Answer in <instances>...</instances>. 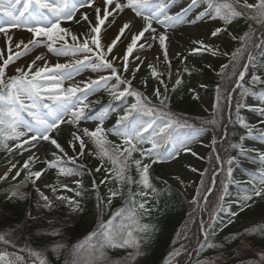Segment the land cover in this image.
<instances>
[{
    "label": "snow or ice",
    "instance_id": "snow-or-ice-1",
    "mask_svg": "<svg viewBox=\"0 0 264 264\" xmlns=\"http://www.w3.org/2000/svg\"><path fill=\"white\" fill-rule=\"evenodd\" d=\"M178 6L179 11H171ZM83 8H92L96 14L93 23L86 12L80 13V19L90 25L87 32L74 34L70 28L62 26L66 21L80 23L77 13ZM126 10L133 13L134 17L121 23L110 42L102 43V28L106 31L108 26L115 23L116 17ZM135 18L142 21L137 31H133L136 27ZM240 19L247 23V30L237 36L229 29ZM205 20L216 22L209 39L228 33L239 46L235 50L225 49L221 52L219 46L203 39L191 42L193 47L188 50L189 55L211 53L228 58L217 73L220 82L215 85L212 118L196 123L171 110L165 73L157 65H166V78L171 81L173 58H170L168 50L169 30L196 25ZM13 30H25L30 38L27 42L23 39L14 42L10 34ZM0 35L6 39V52L0 49V150L9 154L15 150H38L42 142L53 147L50 158L43 161L36 152H32L22 166L18 167L16 162L9 163L6 171L0 175V181L7 180L9 175L13 180L22 173L24 176L10 188L6 199L16 203L29 202L26 189L31 185L38 196L36 209L51 211L64 206L69 209L70 215L78 217L85 211L84 201L88 193L95 194L97 225L83 240L71 246V264H112L107 252L109 249H131L119 264H134L137 258L146 256L144 245L148 244L158 229L157 225L144 220L151 217L154 211H162L159 208L161 191L154 186L150 169L157 163L174 161L182 154L198 156L191 145H203L202 137L206 133H210V161L214 160L226 177L221 182L222 191L215 201H211L217 172L215 169L201 172L200 186L189 201L193 205L189 213L190 220L198 212H207L209 217L207 222L203 218L199 220L203 237L198 244L199 251L223 247L222 242L217 243L209 238L217 235L214 222L217 210L225 211L223 205L229 184L247 186L243 188L245 195L235 202L237 207L227 210L228 220L223 227L234 223V218L251 208L257 198H264V151L245 144L248 139L264 141V127H258L257 123L242 114V110H247V113L258 118L260 126H264V87H261L264 86V0H255L254 3L249 0H101L99 6L96 0H0ZM156 42L162 50L161 54L155 58L157 63L147 64L150 76L157 81L152 92L154 101L134 88L132 81L147 59L134 55L136 49H143L145 45L151 48ZM120 44L125 46L122 53L115 51ZM41 46L57 58L72 59L64 63L57 60L50 64L45 54L38 53L29 63L16 66L13 74H8L10 65ZM257 50H260L259 57ZM181 57L183 65L187 57L176 53L175 58ZM38 61L43 63L38 64ZM133 63L135 67L130 68ZM253 66L259 74H252L251 79L246 80ZM88 71L106 74L75 80L76 76ZM182 71L188 72L187 67L176 70L172 90L182 83ZM66 81L71 83L65 86ZM143 83L147 88L148 81L145 79ZM160 86H163V91ZM199 87L206 88L207 85L201 84ZM101 91L107 92L110 99L106 105H101L98 112L91 113L92 104L101 101H90L89 97ZM189 91L193 93L194 99L199 98L194 89ZM234 93H238V98ZM129 98H132L131 103ZM249 98L251 103L248 102ZM113 114L116 115L115 123L111 128H106L105 120ZM82 120L96 122L95 127L81 128ZM61 125H69L73 129L67 141V148L72 155L56 138ZM229 125H239L245 130L238 141L229 140V135L235 137ZM109 135L119 138L120 143L109 140ZM89 143L94 146V150L89 149ZM231 150H236V155H230ZM137 153L139 158L134 155ZM86 156L95 157L99 163L89 168L81 162V158ZM241 159L258 165L247 173V181L233 178L234 167L240 166ZM36 163H42L44 167L34 170ZM49 170H55L57 177L74 178L71 183L75 187L57 180L56 184L43 185L47 193L41 190L37 181ZM191 170L198 171L196 168ZM210 171L213 187H206L203 177ZM97 174H102L99 181L94 178ZM85 175L93 177L89 187L84 186ZM101 185L107 189L105 195L100 192ZM116 198L122 199L123 205L105 220L104 213L112 207ZM33 210L29 207L15 226L0 231V264H53L47 253L51 252L59 259L62 250L68 247L63 229L51 220L48 221L49 231L40 233L34 239L28 238L26 234L30 235V229L37 220L32 215ZM30 221L33 223L30 224ZM219 231H223V228ZM249 236L264 237V224L232 234L231 238L239 240ZM26 239L28 245L37 247H21L19 241ZM182 239H187L186 233H178L173 244ZM39 240L46 241V245L39 246ZM182 253L191 256L185 244L179 243V247L169 253L165 264H173L174 261L175 264H181L176 258ZM256 255L258 258L250 264H264V249ZM65 264L69 262L65 261ZM187 264H192L190 259ZM197 264L215 262L212 257H204L197 260ZM238 264H244V261Z\"/></svg>",
    "mask_w": 264,
    "mask_h": 264
},
{
    "label": "trees",
    "instance_id": "trees-1",
    "mask_svg": "<svg viewBox=\"0 0 264 264\" xmlns=\"http://www.w3.org/2000/svg\"><path fill=\"white\" fill-rule=\"evenodd\" d=\"M242 27L243 29L247 30V23L243 19ZM233 43L235 44V47L238 45L236 41H233ZM259 51L260 50H257V54ZM186 57L187 61L185 64H181L182 58L174 63L175 69L177 70L178 68L183 69L184 67H187L188 72L182 71L181 75L189 73L197 75L202 79L203 85H207V87L194 90L195 94L199 97L198 99H194L193 93L189 91L191 88L180 84L175 88V90H169V106L173 112L177 114H183L189 119L190 122L200 123L202 120H208L212 118L211 114L208 118L197 119L198 101L203 98H213L215 100V85L220 82V77L217 75V73L221 71V65L215 61L208 63L200 61L197 57ZM209 65H211V67H209ZM139 91L143 92V90ZM108 100H103L99 104H93L89 111H97V109L102 104L106 105ZM131 102L132 100L129 101V103ZM115 120L107 121L104 123V126L106 128H111L115 123ZM229 128L232 132H235V137L229 135V140L231 142L237 141L239 136L245 132V130L240 128L239 125H229ZM108 139L114 141L116 144L120 143V140L114 138L112 135H109ZM58 142L62 146H66V141L60 140ZM89 146L94 149V146L91 143H89ZM18 152L19 150H15L13 153L9 154L6 151L0 150V162L9 159H15L18 156ZM134 155L136 158H139L138 153ZM211 155L212 152L210 153L208 160L202 164V172H204L206 169H215V171L219 169L214 160L210 161ZM230 155H236V150H231ZM81 162L86 164V161L83 159H81ZM150 173L154 186L161 191V195L159 197V208L162 211H154L151 217L145 218L144 222L157 225L158 230L148 242V244L144 245L143 250L147 253V255L137 258L134 264H165V260L168 258L169 253L172 252L174 248H178L179 243L185 244L188 253H191V256H188L187 253H182L180 257L176 258V260H179L181 264H187V260L190 259L192 264H196L197 260L199 259L195 258L196 251H194V249L203 240L199 230V220L203 218V220L207 222L209 219L208 213L198 212L190 220L189 213L192 212L193 205L187 202L179 189L170 183L169 179L164 173L163 163L152 165ZM133 175H135V172H133ZM225 177L226 173L224 171L220 170L219 173L216 174L215 186L213 187V193L210 196L211 201H215L219 193L222 191L221 182L225 181ZM203 178L205 180V186L211 187V171L206 173ZM91 179H93V177H89L87 175L83 177V183L85 187L90 186ZM15 184L18 183L10 182L0 185V231H6L10 226H15L23 219L25 210L29 207H32L34 209L32 212L33 216L37 217V220L34 222L35 226L30 229V235L26 234L28 235V238L34 239L38 237L40 233L49 231L50 226L48 221H53L54 225L63 229L65 242L67 243L68 247L62 250L59 255V259H57L56 256L51 252H48L47 256L53 261V264H65V261H68L69 264H71V260L73 259L70 255L71 246L83 240L84 237L97 225L98 215L96 211L95 194L93 192L88 193V198L84 201L85 211L77 217L75 214L70 215L69 209L64 206H58L51 211L36 209L35 203L38 199V196L31 185H29L28 189H26L29 193V202L16 203L7 200L6 194ZM199 186L200 183L198 187ZM133 190L135 191V186H133ZM100 192L102 195L106 194L104 191V186L102 185L100 187ZM122 205V199H114L112 207L106 210L103 218L107 220L111 213ZM218 211L219 209L217 212ZM243 218L249 219L250 222L246 229L263 223L264 198H257L252 207L248 208L244 212L242 215V219ZM29 223L32 224L33 222L30 221ZM229 231L226 232L228 238H222V240L219 242L223 243V247L217 248L215 251L208 253V255L217 253L220 256L219 259L222 264H238V262L241 260L244 261V264H250L253 259H256L255 254L264 249V237L249 236L247 238L241 237L239 240H234L231 238V235L235 233H241L244 230L230 229ZM178 233H186L187 239H182L174 245L173 241L177 239ZM19 244L21 247L25 245L28 247H37V245H28L27 239L19 241ZM38 245L45 246L46 241L39 240ZM206 250L208 249H205V251ZM127 251H131V249L107 250L112 264H115L117 261H122L123 258L126 257ZM173 264H175V261Z\"/></svg>",
    "mask_w": 264,
    "mask_h": 264
},
{
    "label": "rangeland",
    "instance_id": "rangeland-1",
    "mask_svg": "<svg viewBox=\"0 0 264 264\" xmlns=\"http://www.w3.org/2000/svg\"><path fill=\"white\" fill-rule=\"evenodd\" d=\"M249 2L254 3L255 0H249ZM96 5H98V6L101 5V0H96ZM84 12H86L88 14L89 20L92 21L93 23H95V15L96 14L92 8L80 9V12L77 13V19H80V13H84ZM124 14H125V12L120 13L119 15L124 16ZM117 19H118V16L116 17L115 23L112 25H115L117 23V21H118ZM240 21H241V19L234 22L229 29L233 34H235L237 36L241 35L245 31L241 27ZM62 26L70 28V30L74 34L85 33V32H87L88 28L90 27L88 22L83 21L82 19H80V23H76L74 21L73 22H67V21L63 22ZM215 26H216V22H213L210 20H205V21L197 23L196 25H190V27L188 29L180 28L181 33H179L178 35L173 34V33L172 34L169 33L170 40L168 43V50H169L170 58H173L172 63L174 61H177L178 59H180V58H175L176 53H182L183 56L189 55L188 50L191 47H193V45L191 43L193 40L203 39L208 43L219 46L221 52H223L225 49L232 51V50H234V48H237L239 46V45H237L235 47V44L233 43V40L230 38L228 33H223L219 38L209 39L210 32L212 30H214ZM10 34L13 35L14 42H18L21 39H23V40H25V42H27V40L30 38V34L28 32H26L25 30H13V33H10ZM145 35L147 36L148 34L146 33ZM141 42H143V41H141ZM124 47L125 46L123 45V48L121 47L120 50L115 49V51L122 53L124 51ZM154 47H156L158 49V51L160 50L159 45L157 46L156 44H153V46L151 48H149L147 45H145V48L141 49L139 52H138V50L140 48L136 49L138 52V55L141 56V59H144L145 57L147 59L145 60L144 64L141 66L140 71L138 73H136V78L132 81L134 88L143 89L145 95L152 97L153 100H155V97L152 96V92H153V88L155 86H157V81L150 76V70L147 67V64L150 62L151 63H157V61L151 60V57L148 56L145 51L150 50ZM0 49H4L6 52V39L2 35H0ZM144 49H145V51H144ZM14 51H16L15 48H14ZM38 53L39 54H45L46 58L50 64L56 63L57 60H59V62H61V63H64V62H66V60L72 59L71 57L57 58L54 55L47 53L46 48L41 46L39 48L34 49L31 53H29V55L24 56L20 60L16 61L15 64L10 65L8 70H7L8 74L9 75L13 74V71H14L16 66L26 65L27 63H29L32 59H34L35 55H37ZM160 54H161V51L159 52V56H160ZM190 56L198 57V59L200 61H205V62H209V63L215 61L216 63H219L221 65L227 63V59H228L222 55H215L214 56L211 53H202L199 55H190ZM161 59H162V57H161ZM37 63L42 64L43 62L38 61ZM135 63H139V62L136 61ZM135 63L131 64L130 68L135 67ZM258 63H259V61H258ZM157 66L161 72L165 73V82L168 84L169 90H171L172 84L174 83V81L176 79V71L173 69V67H171V71H172L173 75H172L171 81H169L166 78V75H167L166 65L159 63ZM255 70H257V68L255 66H253V68L251 70L252 72H250L248 74V76L246 77V80H250L251 75L255 74V73H253ZM103 74H106V73H92L90 71L82 72L81 75L75 77V80L80 81V80H84L88 77L96 78L98 75H103ZM256 74H259L258 70H257ZM127 75H129V74H125V76H127ZM181 78H182L181 84H184L185 86H189L191 89H199V88H201L199 86L201 84H203V81L201 80V78H199L195 75H183V76H181ZM145 79L148 81L147 88H145L144 83H143V81ZM68 83H71V81H66L65 86H67ZM160 87H161V91H163V86H160ZM261 87H264V86H261ZM237 94L238 93H234V96L236 97ZM108 97H109V95L107 92L101 91V92L97 93L96 95L90 96L89 100L95 101V100L99 99L101 101V100H106ZM213 102H214L213 98L212 99H210V98L201 99L199 101V107L197 110V115L199 117H206L209 114H211L212 110H213ZM248 102L249 103L252 102L251 98H249ZM244 115L251 122L257 123L258 127H264V126H260L258 124V118L256 116H253V115L247 113V110L244 113ZM114 118H116L115 114L109 116L110 120H112ZM95 124H96V122L91 121V120H88V121L82 120L80 123V127L81 128L87 127L89 129H93L95 127ZM72 130L73 129L69 125H61L60 133L58 135H56L54 133V135H56V138H58L59 140L68 141L70 139L69 132ZM209 136H210L209 133H206L203 135V137H202V139L204 141L203 145L200 143H195V144L191 145V147L193 148V151L198 153V156H192L190 153L182 154L178 159L163 164L164 173L167 176V178L169 179L170 183L174 187L179 189L181 194L184 196V198L188 202L192 199L194 192L198 186V183L200 180V173H201V169H200L201 163L207 159V157L210 153V150H211V147L208 146ZM245 144L247 147L254 148V149H257L260 151H264V141H261L258 139H248L245 141ZM65 148L68 150L69 155H72L71 150L68 149L67 147H65ZM89 149L93 150L91 147ZM51 150H53V147L47 142H42L38 146V150L37 149H30L29 151H23V152H22V150H20L18 158L6 161L4 163H1L0 169L2 167H4L5 168L4 171H6L7 166L9 165L10 162H16L18 164V167L22 166L23 162L28 158L29 155L32 154V152H36L37 155H39L40 160L42 161V159L44 157L50 156ZM200 157H204V158L201 159ZM83 158L87 162V165L89 168H91V167H93L99 163V161L93 156H86ZM239 163H240L239 167H234L233 178L235 180H239V181H247L248 179L247 178L245 179V176L248 175L247 173L249 171L255 170V168H257L258 165L250 164L243 159H241L239 161ZM42 167H44L42 163H36L34 170L42 168ZM192 168H196V169H198V171L193 172L191 170ZM3 173H1L0 175H2ZM23 176H24V173H22L20 177H17L16 180H13L12 176L9 175L7 180L0 181V185L7 183V182L19 181ZM175 177H179L180 179L177 180V179H175ZM94 178L97 181H99L102 178V174H97ZM73 179L74 178H72V177H57L55 170H49L47 172V174L44 175L40 181H37V186H39L41 188V190H43L47 193L48 190L44 189V187H43V185L45 183L56 184L57 180H59L60 183H68L70 187H75V185L71 183V181ZM180 181H183V183H181ZM246 186L247 185H245V184H241L239 186H237L236 184H229L230 195H228L224 201L225 211H221L219 213V215H217V219L214 222V227L217 228V235L215 237H211L210 240H213V241L219 243L222 240V237H223V239L228 238V236H224L226 232H219V229L224 224H226V222L228 220L227 210L230 208L235 209L237 207V205H233L235 200L236 199L239 200L241 197H243L245 195L243 188ZM211 187H213V185H211ZM105 191L107 192L106 188H105ZM231 191H234L235 193L233 194ZM238 193H241L242 195L237 197ZM64 194L71 195V193H64ZM234 196L236 197V199ZM228 203H230V204H228ZM239 214H241V213H239ZM249 224H250L249 219H246V218L242 219L241 218L239 220H236V222L231 227V229H233V230H236V229L245 230ZM261 224H264V222ZM231 237H232V235H231ZM211 251H215V250L204 251L202 253L203 256L201 259H203L204 257H212L214 259L215 264H222L220 262V259H219L220 256L217 253H214L212 255H208V253ZM202 254L200 252H198L199 257ZM256 254H255V258L257 259L258 257ZM115 264H119V261H117Z\"/></svg>",
    "mask_w": 264,
    "mask_h": 264
},
{
    "label": "bare ground",
    "instance_id": "bare-ground-1",
    "mask_svg": "<svg viewBox=\"0 0 264 264\" xmlns=\"http://www.w3.org/2000/svg\"><path fill=\"white\" fill-rule=\"evenodd\" d=\"M171 11L172 12L179 11V6L178 7H174ZM133 17H134V14L131 13L130 11L126 10L124 16L118 15V19H117L118 21H117V23L115 25L108 26L107 29H106V31H105L104 28H102V36H103L102 43L110 42V39L116 34V31H117L118 27L121 25V23L122 22H127L129 19H132ZM141 23H142V21L140 20V18H135V25H136V27L133 29V31L139 30L140 29V26H141ZM189 27H190V25L189 26L188 25L180 26V27L176 28L175 30H169V33H171V34L173 33V34L178 35L179 33H181V29L180 28H186V29H188ZM161 31H163V29H161ZM153 44H156L158 46V42L153 43ZM123 45L124 44H120L118 46L117 50H120L121 47L123 48ZM140 50L141 49H139L138 52ZM144 51H145V49H144ZM160 51H162V50L160 49L158 51V49L156 47H154V48H152L150 50H146L145 52H146V54L148 56L151 57V60H156L155 58L159 56V52ZM138 52L136 50L135 53H134V55H138ZM130 60H131V57H130ZM4 170H5V168L2 167L0 169V174L3 173Z\"/></svg>",
    "mask_w": 264,
    "mask_h": 264
}]
</instances>
